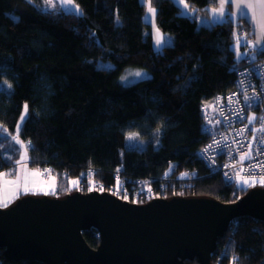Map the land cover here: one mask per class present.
I'll return each instance as SVG.
<instances>
[{
    "label": "trees",
    "instance_id": "1",
    "mask_svg": "<svg viewBox=\"0 0 264 264\" xmlns=\"http://www.w3.org/2000/svg\"><path fill=\"white\" fill-rule=\"evenodd\" d=\"M75 1L82 15L48 8L44 0H0V173L15 177L22 163L13 137L27 104L30 119L19 139L31 144L29 164L56 177L50 195L78 190L68 175L83 173L105 188L117 185L127 200L148 188L155 197L225 202L245 194L249 188L227 185L200 151L210 138L202 105L235 88L243 58L234 33L245 28L250 39L249 22L200 24L217 0ZM148 2L159 27L173 35L160 51L145 22ZM128 67L151 75L124 85ZM130 132L148 144L127 147ZM84 237L91 247L100 244L96 229ZM234 257L235 264H264V220L240 216L219 237L211 264H234ZM0 264L47 263L9 259L0 247Z\"/></svg>",
    "mask_w": 264,
    "mask_h": 264
},
{
    "label": "water",
    "instance_id": "2",
    "mask_svg": "<svg viewBox=\"0 0 264 264\" xmlns=\"http://www.w3.org/2000/svg\"><path fill=\"white\" fill-rule=\"evenodd\" d=\"M264 220V186L232 202L208 196L123 199L108 191L27 193L0 205V247L9 259L47 264H211L238 217ZM101 236L91 247L84 231Z\"/></svg>",
    "mask_w": 264,
    "mask_h": 264
},
{
    "label": "built area",
    "instance_id": "3",
    "mask_svg": "<svg viewBox=\"0 0 264 264\" xmlns=\"http://www.w3.org/2000/svg\"><path fill=\"white\" fill-rule=\"evenodd\" d=\"M246 34V29L241 28L240 32L235 34V38L238 36L241 41L250 42L251 39L246 38ZM239 48L240 53L243 54V59L237 66L235 88L230 92L217 95L202 105L203 126L210 138L201 149L200 154L214 171L221 174L227 185L242 190L244 187L239 184L238 172L243 176L254 174L256 177H260L264 175V168L256 167L257 162H264V143H260L261 140H264V132L259 131L264 127L260 120L264 116V55L251 43L246 46L242 43ZM242 81L244 83H241ZM237 93H242V95H234ZM254 94L258 96V99L252 107H246L244 95L253 96ZM228 97H232L231 103H229ZM237 115H244L248 118L255 117V119L249 123V119L241 121L236 118ZM254 136L257 138L255 142H253ZM216 141H220V144L224 145L222 153L218 150ZM250 143L252 144V153L248 159L241 161V156L248 151V144ZM209 145L212 147L208 152H203ZM40 171L44 178H51L52 174L48 168H42ZM88 173L91 175L94 173V169H89ZM68 179L72 183L78 181L73 183L78 190L84 192L108 191L119 196L117 185L105 188L95 178L84 177V173L81 175L69 174ZM133 198L134 200H130L134 202L150 201L155 198V195L148 188L136 190Z\"/></svg>",
    "mask_w": 264,
    "mask_h": 264
},
{
    "label": "snow or ice",
    "instance_id": "4",
    "mask_svg": "<svg viewBox=\"0 0 264 264\" xmlns=\"http://www.w3.org/2000/svg\"><path fill=\"white\" fill-rule=\"evenodd\" d=\"M29 2H31V0H29ZM235 3V6L239 9L238 11V18H241V19H244V18H247L249 20H251V17H249V14H248V9L249 7H253V5L249 2L247 4H244V6H241L242 4V0H220V9H219V12H217L216 9H213V13H214V17H213V20L214 22H220V23H223V22H231L232 20V12H231V7L232 5ZM46 4L50 7H55V4L53 3V0H46ZM73 4V0H62V3H61V6H60V11H69V12H72L73 14H76V15H82L81 12L78 11V6L76 7H71V5ZM261 4L264 5V0H261ZM227 5V8L225 7ZM185 7H187V5H185ZM149 12L153 13V15L155 14L156 12V9L154 8H151L149 7ZM145 22L148 23V24H151L152 23V17L150 16H145ZM157 33H159V30L157 29ZM235 35V33H234ZM168 43L167 40H165L163 43L161 42V40L158 38L157 41H156V46H157V50L160 51L163 47H164V44ZM244 44L245 46L250 43L248 41H241L240 38L237 36L236 37V45H237V48H239L241 46V44ZM254 47H257L261 52H264V25L261 26V40H258L257 43L254 45ZM237 56L238 58H243V54L241 53H237ZM136 77H141L142 74L141 72H136L134 74ZM121 79H125L124 77H122ZM241 83H244L243 81ZM9 87H11V85H9ZM234 95H242V93H237V94H234ZM218 99H222V98H218ZM258 99V96L256 94H254L253 96H248V95H244V105L246 107H252L253 104L256 102V100ZM228 101L229 103L232 102V97H228ZM238 102V101H237ZM221 115H223V112H221ZM237 119L239 120H244V119H249V123H251L255 117H252V118H248L244 115H237L236 117ZM29 116H28V105L25 104L24 105V113L21 115V118H20V121L21 123L18 125V128H17V136L13 137V140L17 143V144H21L22 146L23 145V142L19 140V131L20 129H22L25 125V123H27L29 121ZM261 120V123L264 124V116H262L260 118ZM249 131H251V129H248ZM159 131V130H157ZM259 131L261 132H264V127H262ZM135 134H130L129 136V139H132L133 136ZM256 137L254 136L253 137V142L256 141ZM217 145H218V150L222 153L223 152V148H224V145H221L220 144V141H216ZM260 143H264V140H261ZM212 146L209 145L207 148H205L203 150V152L207 153L208 150L211 148ZM31 148V144L30 142L25 146V155L24 156H21V160H24L26 158V154H27V151ZM252 144H248V151L245 152L242 156H241V161L245 160V159H248L250 154L252 153ZM257 154H259L257 152ZM254 159V157H252ZM17 164L20 163V160H18L16 162ZM26 167V165H25ZM256 167L258 168H264V162H257L256 164ZM33 176L35 175H38L39 173L38 172H32L31 173ZM183 176H186L187 174H182ZM227 176V174H225ZM237 177L240 181V186H243V187H254L256 186L257 184H259L260 186H264V175L260 176L259 179H257V177L253 174V175H249V176H243L241 175L239 172L237 173ZM229 180H231V177H229ZM78 181H74L73 183H77ZM5 184L6 185H16L17 188L19 187V181H5ZM151 189H149L150 191ZM29 192V188H28V185L27 183H25L24 185V193L27 194ZM44 194L47 195L49 194L47 191H44ZM238 258L234 257L233 258V261H234V264L236 262Z\"/></svg>",
    "mask_w": 264,
    "mask_h": 264
},
{
    "label": "rangeland",
    "instance_id": "5",
    "mask_svg": "<svg viewBox=\"0 0 264 264\" xmlns=\"http://www.w3.org/2000/svg\"><path fill=\"white\" fill-rule=\"evenodd\" d=\"M45 4H46V0H44ZM53 3L55 4V7H60L61 6V3H62V0H53ZM78 6V11L82 13V9L80 7V5L77 4V2L75 0H73V4L71 5V7H76ZM46 7H50L46 4ZM149 7L151 8H154L155 7L153 5H151L149 2L147 3V6H146V11H145V16H150L152 17V23H151V32L153 34V43H154V46L155 48L157 49V46H156V41L157 39L159 38L161 40V42L163 43L165 40L168 41V43L166 44H172L173 43V35L171 33H168V32H164L160 27L159 25L157 24V20H156V12L155 14L153 15V13L149 12ZM50 8H53V7H50ZM185 10L187 12H190L192 9H190L188 6L185 8ZM195 11V10H194ZM213 17L214 15H201L199 16L198 20H199V23L200 24H206V25H212L214 23H217V22H214L213 20ZM235 18V21H237V18ZM157 29L159 30V33H157ZM164 44V45H166ZM162 50V49H161ZM239 52V50H238ZM104 64L108 67H113L114 64L110 61H106L104 62ZM136 72H141L142 75L141 77H136L134 74ZM150 71L145 69V68H138V67H128L124 70L122 77H124L125 79H121V82L124 84V85H130V84H133L143 78H146L148 76H150ZM161 133V130L159 129V131H156L155 132V135H156V139H155V144L158 145L159 142H160V133ZM130 134H135L133 136L132 139H129V136ZM21 141V139H19ZM23 142V141H22ZM148 144V140L143 138L139 133H136V132H130L128 133L127 135V138H126V146L127 147H137V148H144L146 145ZM23 145L21 146L20 150H21V155L20 156H24L25 155V146L26 144L23 142ZM21 159V157H20ZM29 162V155H28V151H27V154H26V158L24 160H22V164L19 165L18 167V170L20 171L21 169L24 170V180L26 179V183L28 185V188L29 190H32L33 192H36V193H43L44 194V191H47L49 194H53L55 191H56V188H57V179L55 176H51L50 179H46L42 176L41 174V171L40 169H38L37 167H34L30 164H28ZM26 165V167H25ZM21 166V167H20ZM32 172H38L39 174L38 175H35L33 176L31 173ZM4 173V172H2ZM23 179V177H22ZM257 179H259V177H257ZM73 184V183H71ZM239 184H240V181H239ZM246 188H251V187H246ZM34 190H38V191H34ZM34 193V194H36ZM233 264V263H232Z\"/></svg>",
    "mask_w": 264,
    "mask_h": 264
},
{
    "label": "crops",
    "instance_id": "6",
    "mask_svg": "<svg viewBox=\"0 0 264 264\" xmlns=\"http://www.w3.org/2000/svg\"><path fill=\"white\" fill-rule=\"evenodd\" d=\"M251 3L253 7H249L248 14L249 17H251V20L244 18H238V11L239 9L235 6V3L231 7L232 12V19L235 21V18H237V21H243L247 20L249 24L251 25V40L250 43L252 45H255L258 40H261V26L264 25V5L261 4V0H242L241 6H244V4ZM227 8V5L225 6ZM213 9H216L217 12H219L220 9V0H217V5L215 7H212L209 11L208 15H214ZM194 11V10H193ZM191 10L189 13H193ZM22 164V163H21ZM29 164V162H28ZM21 167V166H20ZM24 170H18L15 177H10L6 175L5 173H0V205H7L10 202H12L14 199H16L18 196L25 194L24 193V185L26 183V179L24 180ZM23 177V179H22ZM19 181V187L17 188L16 185H6L5 181ZM38 191V190H34ZM28 193H36L32 190H29ZM36 194H43V193H36Z\"/></svg>",
    "mask_w": 264,
    "mask_h": 264
}]
</instances>
